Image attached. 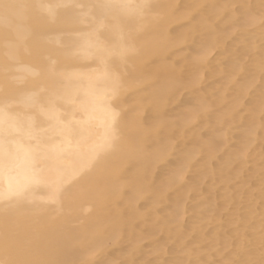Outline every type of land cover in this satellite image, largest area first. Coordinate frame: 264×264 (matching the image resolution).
Segmentation results:
<instances>
[{"label":"bare ground","instance_id":"1","mask_svg":"<svg viewBox=\"0 0 264 264\" xmlns=\"http://www.w3.org/2000/svg\"><path fill=\"white\" fill-rule=\"evenodd\" d=\"M4 4L0 8V261L56 264L78 260L94 245L106 261L131 260L132 253L144 251L142 243L151 232L176 239V255L188 252L190 259L198 257L195 263L212 262L210 254L204 258V251L197 250L206 240H211V247L225 245V228L235 221L215 223L214 236H209L202 227L215 221L199 209L204 216L200 220L207 224L196 221L195 215L187 225L186 193L197 182L183 181L202 155L201 170L228 181L235 159L246 161L245 144L261 127L264 48H257L256 37L263 38L264 25L259 32L247 31L261 22L259 0H4ZM236 28L244 30L238 42H248L241 51L260 52L251 58L247 71L243 61L251 52L246 56L237 44L225 48L229 30ZM216 49L221 53L212 61ZM223 52L233 53L225 58L227 63ZM210 65L208 77L225 74L232 95L227 85L216 92L202 90L203 70ZM243 71L246 79L240 76V82L237 76ZM260 78L261 94L252 95L249 116L245 115L250 121L243 129L248 130L240 132L247 143L211 167L219 146L227 141V130L242 119V101ZM184 90L193 97L190 105L179 104ZM196 123L206 134L193 131ZM114 132L122 141L117 153L109 149ZM177 138L183 148L179 144L178 148ZM101 187L107 209L98 215ZM237 195L231 196L232 202L240 204ZM261 195V203L244 202L243 229L232 227L231 238L240 240V261L247 264H264V191ZM203 199L192 207L208 203ZM101 217L108 224L104 230L97 228ZM251 222L253 231L245 228ZM124 243L129 245L126 251ZM224 254L222 261L235 257Z\"/></svg>","mask_w":264,"mask_h":264},{"label":"rangeland","instance_id":"2","mask_svg":"<svg viewBox=\"0 0 264 264\" xmlns=\"http://www.w3.org/2000/svg\"><path fill=\"white\" fill-rule=\"evenodd\" d=\"M255 0H253V2H254ZM225 15H226V13H225ZM226 17H227V15H226ZM226 17H225V19H226ZM260 24H257L254 28H252V27H249V29H247V31H249V34H252V31H253V33H255L256 31H260L261 30V28H262V26L264 25V23L263 22H259ZM263 24V25H262ZM261 26V27H260ZM260 27V28H259ZM255 28H256V30H255ZM263 28H264V26H263ZM234 30H236V32L234 31ZM241 30H243V29H240V28H236V29H233V30H229L230 31V35H229V37H228V39L225 41V45H227V46H225V48L228 50V48H230L231 46L233 47V48H235V47H237L238 46V48L240 49H242L243 47L245 48V46H246V44L248 43V42H244V41H242V42H238V41H241L240 39L242 38V36L240 35V34H242V33H244V32H241ZM232 31H234V32H232ZM244 31V30H243ZM231 32H232V34H231ZM246 34H248V32H246ZM243 35V34H242ZM259 37H261V35L260 36H258V37H256V40H257V45L258 44H260L259 45V47H257V48H259V49H263L264 47V35H262V37L263 38H259ZM261 39L260 41H258L259 39ZM235 41V42H234ZM238 42V43H237ZM243 42H244V44H243ZM259 42V43H258ZM227 43V44H226ZM235 43V45H233ZM236 44H237V46H236ZM243 45V47H241ZM263 45V46H262ZM232 47H231V49H232ZM255 49V50H257V52L254 50V52H253V50L252 51H249L248 53L247 52H245V53H243L244 52V49L241 51V49H240V51H241V53H243V54H249L250 52V54L246 57V59L244 58V61H243V66H245V69H244V71H247L246 70V66L248 67L249 66V62H250V60H251V58H254V57H256L257 55H258V53H260L258 50L259 49ZM225 49V51H227ZM185 50V49H184ZM183 50V51H184ZM187 50V49H186ZM182 51V52H183ZM188 51V50H187ZM187 51H184V52H187ZM253 52V53H252ZM256 52V53H255ZM220 53H221V51H220V49H216L212 54H211V56H210V60H212V61H214V60H216V58H218L219 57V55H220ZM224 53V55L226 56H224L223 54H221L222 56L221 57H223L224 59L225 58H227L228 59V57H231L232 55H233V53H229V54H227L228 52H223ZM239 53V52H238ZM240 53V54H241ZM227 54V55H226ZM232 54V55H231ZM229 55V56H228ZM222 58V59H223ZM224 59L222 60L223 62V64H225L224 63ZM227 59H225V62L227 63ZM209 68H211V65H210V67H207V68H205L203 71H204V73L206 72V74L204 75L205 77H203L204 79H202V81H201V85H200V87H202L201 89L202 90H208V91H213V92H216V88L217 87H220V86H225V85H227V82H225V81H227L226 79H225V74H222V75H220V74H218V75H211V73L209 74V75H211V76H213V77H208V72L207 71H209ZM207 69V70H206ZM183 71H185V74L186 73H189V72H186V69L184 70L183 69ZM243 71V73H244V75H243V73H242V75L240 74V75H238L237 77V79L241 82L242 80V78H244V79H246L245 77V72ZM240 76H242L241 77V79H240ZM224 77V79H222ZM236 79V80H237ZM243 81H245V80H243ZM262 78H260V79H258V82L257 83H255V85H253L254 86V88H252V89H254V90H251V92H250V94L247 96V97H245L244 99L246 100H243L242 102H244L245 103V105L243 104V107H242V110H240L241 111V120L240 121H238V122H236L235 124H233V125H231V128H229L228 130L230 131V130H232L233 128V130L229 133V131L227 130V132H228V135H227V141H225L226 143L224 144H221V147L219 146V150L217 151V154H216V158H214V159H216V160H212V162H211V164H210V166L211 167H216V162L217 161H222V159L223 158H226L227 157V155H228V153L230 152V153H233V151H237V150H239V149H241V148H243L244 147V145H243V147H242V142H244L243 144H245V143H247L246 142V140L245 139H242V137H241V133L240 132H243V131H245V130H248V129H243V128H245L244 127V125H245V123H248L250 120H249V118L247 117V116H249V115H247V114H249V111H248V108H251L252 106L250 105V102H252V101H250V100H252L253 99V96L252 95H256V94H261V91H260V89L262 90V87H261V84H262ZM225 83V84H224ZM261 83V84H260ZM224 84V85H223ZM257 85V86H256ZM252 86V87H253ZM227 89H230L231 87V90H228L229 91V93L231 94L233 91H232V89H233V86H232V84L229 86V85H227ZM260 87V88H259ZM259 90V91H258ZM186 90H184L182 93H181V96H180V103L179 104H181L182 105V103L181 102H183V105H186L187 103H191V101H192V99H193V97H192V95H190V93L188 92V91H186ZM227 91V92H228ZM188 92V93H187ZM229 93H227V95L229 94ZM183 94V95H182ZM226 94V93H225ZM232 95V94H231ZM230 95V96H231ZM252 98V99H251ZM248 101H249V103H248ZM246 103H248V104H246ZM187 105H190V104H187ZM247 105V106H246ZM249 105H250V107H249ZM173 106H175V105H173ZM244 106H246L247 108H244ZM217 109H216V108ZM212 108H214V109H212ZM211 109L212 110H215L216 109V111H218V109H219V107H217V106H213ZM246 109V110H245ZM211 110V111H212ZM175 111V110H174ZM215 111V112H216ZM242 111H244V113H242ZM247 111V112H246ZM212 112H214V111H212ZM214 112V113H215ZM264 113V110H263V112H261V114H260V118H259V120H260V122H264V117H261V116H264V115H262ZM243 115V116H242ZM245 115H247V116H245ZM247 119H246V118ZM263 122H262V124H263ZM199 123H201V122H199ZM199 123H196L197 124V126H198V124ZM240 123H242V124H240ZM261 124V127H259V130H256L255 129V131L257 132V134L254 132L253 134H251V137H256L255 139H254V137H253V139L250 137V139H248V140H252V142L251 141H249L248 143H249V146H248V143L247 144H245V146L246 147H244V148H247V149H245V151H246V158H245V162L244 161H242L241 162V160L239 159H235V160H237V161H234V162H236V163H234L233 165H232V169H231V171L233 172H230L229 174H227L226 176L229 178L228 179V181H229V183H228V181L226 180L225 182L224 181H222V180H220V178L218 177V176H214V175H212L211 174V171H209V170H201L202 168H200L201 166H198L199 164L201 165V164H203V163H205V160H204V155H202V156H197L196 157V159L194 160V162H193V166H194V163H197V166H196V164H195V166L196 167H194L193 168V170H189V172L186 174V176H185V181H183V184L184 183H186V182H191L192 184L195 182H197V184H193L194 186V189L192 190V191H189L188 193H186L187 195H186V198L187 199H185V208H186V211H185V214L186 215H184V221H186L187 223V225H190L189 223H188V221H190V219H191V221L193 220V221H198V222H201V223H206L207 224V221L206 220H200L201 219V217H209L210 218V220H212V221H215V222H213L212 224H210V225H206V226H203L202 228L204 229L203 230V232L206 230V232H204V233H206V234H208L209 236H214V229H215V225L216 224H220V223H225V224H229V222H228V220H233L232 222H234L235 221V225L234 224H229L231 227L229 228V227H226L225 229V232L227 233V234H225V237L227 236H230L228 239H227V237L225 238V245H224V242H223V244L222 243H220V245L218 244V245H216V247L215 246H212L211 247V245H210V241L211 240H206L204 243H203V245L201 246L200 245V247H199V249L197 250L198 252H205V254H204V252H203V255L202 256H204V258L206 257V256H208V254H210L208 257H210L211 259H212V264H221V262H222V260H221V258H222V255L224 254V255H228L231 251H233V252H231L230 254H232V255H230L229 254V256H233L234 257V259H231L232 261H234V260H238V261H240L241 260V258H242V256H243V254H241V250H239L238 248L240 247L239 245H238V241L240 242V240L239 239H236V237L234 238L233 237V239L231 238V233H232V229L234 228V226H235V228L236 229H239V228H241V229H239V231L240 230H242L243 228H242V226L244 227V225H245V223L243 224V222L245 221V220H242V219H244L243 217L246 215L245 214V209H244V202H247L248 200H251L252 202H257V203H261V201H262V198H261V196H263V195H261V194H263V191H264V179H263V177H264V127H263V125ZM200 124H199V126L198 127H195V129H193V131H201V132H203L204 134H206V132H205V129L203 130V129H200ZM233 127V128H232ZM241 127V128H240ZM243 131H242V130ZM234 131H236V132H234ZM238 132V133H237ZM236 133V134H235ZM240 133V135L239 136H237V134H239ZM262 133V134H261ZM254 134H256V135H254ZM231 135V136H230ZM253 135V136H252ZM262 135V136H261ZM236 136V137H235ZM262 138H261V137ZM231 137L233 138V139H231ZM239 137V138H238ZM241 137V138H240ZM179 138H181V139H183L182 137H179ZM179 138H177L176 139V143H177V145L179 144L182 148H183V145H184V143H186L185 145H188V143L189 142H187L186 140H185V142H184V139H183V141L181 140V139H179ZM230 138V139H229ZM236 138V139H235ZM261 138V139H260ZM179 139V141H177ZM259 139V140H258ZM229 140H231V141H229ZM245 140V141H244ZM254 140V141H253ZM181 141L183 142V145H182V143H181ZM233 141V142H232ZM232 142V143H231ZM236 142V143H235ZM181 143V144H180ZM236 144V146H235V144ZM252 144V145H251ZM178 145V148L180 147ZM230 146H232V147H230ZM234 146V147H233ZM239 146V148H237ZM240 146H241V148H240ZM186 146H184V148H185ZM229 147V148H228ZM232 148V149H231ZM231 149V150H230ZM220 153V154H219ZM225 153V154H224ZM222 155V156H221ZM221 156V157H220ZM248 156V157H247ZM202 158V159H201ZM258 158V159H257ZM250 159V160H249ZM204 160V161H203ZM253 160V161H252ZM255 160V161H254ZM216 161V162H215ZM258 161H259V163H258ZM249 162V163H248ZM256 162V163H255ZM263 162V163H262ZM245 163H247V164H245ZM239 164V165H238ZM244 164V165H243ZM171 165V164H170ZM258 165V166H257ZM172 166V165H171ZM261 167V168H260ZM235 168V169H234ZM194 169H195V173H194ZM198 170V172H196ZM235 171V172H234ZM201 172H203V173H201ZM204 172H206V173H204ZM239 172V173H238ZM208 173V174H207ZM206 176H205V175ZM237 176H236V175ZM192 175V176H191ZM195 175V176H194ZM202 175V176H201ZM205 177H204V176ZM210 175H212V176H210ZM197 176V177H196ZM200 176V177H199ZM187 177V178H186ZM203 179H202V178ZM207 177V178H206ZM218 177V178H217ZM190 178H192V179H190ZM196 178V179H195ZM198 178H199V180H198ZM208 178H210V179H208ZM213 178V179H212ZM205 179V180H204ZM218 179V180H217ZM187 180V181H186ZM204 180V181H203ZM248 180V181H247ZM192 181H194V182H192ZM211 181H214V182H211ZM218 181H220V183L218 182ZM221 181H222V183L224 184L225 183V185H223L222 183H221ZM245 181H247V182H245ZM250 181V182H249ZM218 182V183H217ZM217 183V184H216ZM228 183V184H227ZM200 184V187L199 186H197V185H199ZM212 184V185H211ZM205 185H207L206 187L207 188H205ZM208 185H210V186H208ZM214 185V186H213ZM216 185V186H215ZM197 186V188H195ZM199 187V188H198ZM210 187H211V189H213L212 191H211V193H209L208 192V190L210 191L211 189H210ZM250 187H251V189H250ZM262 187V188H261ZM235 188H237V189H235ZM257 188H258V190H257ZM197 189V190H196ZM206 189H207V191H206ZM253 189V190H252ZM233 190V191H232ZM235 190V191H234ZM236 190H238V191H236ZM228 191H229V193H228ZM193 192V193H192ZM215 192V193H214ZM226 192V193H225ZM234 192H237V194L236 193H233ZM249 192H251V193H253L252 195H251V193H249ZM262 192V193H261ZM206 195H205V194ZM212 193H214V194H212ZM198 194V195H197ZM227 194V195H226ZM228 194H230V195H228ZM197 195V196H196ZM201 195V196H200ZM215 197H214V196ZM225 195H226V197H225ZM235 195H237L238 197H239V195H240V197L239 198H242V201H241V203L240 204H237V203H234V202H232L233 200H232V197ZM250 195H251V197L252 198H250L249 199V197H250ZM212 197V198H209V197ZM223 196V197H222ZM232 196V197H231ZM204 197V199H203V201L204 200H207L208 198H209V201L207 200V202L209 203H206V201L203 203V204H205V205H203L202 204V207L200 206V207H198V208H195V209H197L196 210V212H195V214H194V211H195V209L192 207V206H194V202H196L197 200H202V198ZM205 197H207V199L205 198ZM214 197V198H213ZM194 198V200H192ZM198 198V199H197ZM200 198V199H199ZM219 198V199H218ZM224 198H226V199H228V201L227 200H224ZM229 198L231 199V201H229ZM244 198V199H243ZM210 199H212V200H210ZM216 199V200H215ZM223 199V200H222ZM253 199V200H252ZM255 199V200H254ZM190 200V201H189ZM244 200V201H243ZM258 200V201H257ZM212 203H214V204H217L218 206H220V205H222V204H224L223 202L225 201V205L226 206H224V205H222V206H224L225 208H219L217 205H215V207H218V208H214L213 206H214V204H212L211 205V202ZM216 201V202H215ZM220 201L222 202V204H220ZM228 202V203H227ZM207 204H208V206H207ZM259 205V204H258ZM258 205H256L257 207H258ZM255 206V208L256 209H258L257 207ZM189 207V208H188ZM193 209H192V208ZM227 207V208H226ZM239 207H240V209H239ZM213 208V209H212ZM242 208V209H241ZM192 209V210H191ZM202 211V215H204V216H202V215H200L199 213H200V210ZM212 209V211H210V210ZM221 209L223 210V211H221ZM204 210H206V212H204ZM209 210V211H208ZM220 210V211H219ZM231 210V211H230ZM243 210V211H242ZM187 212V213H186ZM198 212V214H196ZM230 212V213H229ZM236 212H237V214H236ZM233 214H236V216L235 215H233ZM240 214V215H239ZM242 214V215H241ZM197 216V218L196 217H194V216ZM233 215V216H232ZM237 215H238V217L239 218H236L237 217ZM201 216V217H200ZM213 216L215 217L214 218V220H213ZM192 217V218H191ZM196 218L195 220H194V218ZM198 217H200V218H198ZM217 217V218H216ZM202 219H204V218H202ZM219 219V220H218ZM228 219V220H227ZM239 220V221H238ZM203 221V222H202ZM205 221V222H204ZM241 221V222H240ZM243 221V222H242ZM252 221V220H251ZM216 223V224H215ZM243 224V225H242ZM251 224H252V222L250 223V225L248 224V227H246L245 226V228L247 229V230H250V231H253V227L251 226ZM187 225H184L185 227H187ZM233 227V228H232ZM187 229V228H186ZM235 229V230H236ZM234 230V229H233ZM245 230V229H244ZM148 234L146 235V238H145V240L143 241V243H142V245H143V249H144V251L143 252H134V253H132V256L134 257L133 259L131 258V260L132 261H135L136 262V264H141V262H144V264H157V262L158 261H160V260H163V261H165L166 262V264H167V262L168 261H176L178 264L180 263V264H191V262H192V264H196L195 263V260H197L198 259V257L197 256H195V255H193L191 258L192 259H190V256L188 257L186 254H188V252H186L185 253V255H184V253H180V254H177L176 255V251H175V249H178L179 247H177L178 246V242H177V240L176 239H166L165 237H166V235H164V233L162 234V233H157V234H155V235H153L151 232H147ZM224 234V233H223ZM264 235V234H263ZM232 239V240H231ZM158 240V241H157ZM229 240H231V241H229ZM165 244H164V243ZM163 244V245H159V244ZM168 243V244H167ZM244 244H245V242H243ZM155 245L156 246H161L159 249L156 247V249H155ZM167 245V246H166ZM191 244H187V246H190ZM224 245V246H223ZM229 246L228 248L226 247L225 248V246ZM218 246V247H217ZM223 246V247H222ZM123 248H124V250L126 251V250H128L129 249V245H128V243H124L123 244ZM222 248V249H221ZM225 248V249H224ZM157 249H158V251H157ZM223 250V251H222ZM260 250H263V248L262 249H260ZM163 251V252H162ZM219 251H221V252H219ZM166 252V253H165ZM190 252H192V250L190 251ZM224 252V253H223ZM163 253V254H162ZM175 253V254H174ZM219 253V254H218ZM183 254V256H181ZM202 254V253H201ZM222 254V255H221ZM189 255V254H188ZM221 255V256H220ZM176 256V257H175ZM182 257V259L184 258V260H182L181 259V257ZM195 256V257H194ZM212 256V257H211ZM98 257V261L100 260V262H103V263H105L106 262V257H102V256H100V255H96V258ZM115 256H113V258H114ZM177 257H179V258H177ZM186 257V258H185ZM260 259L262 258V257H259ZM125 259V258H124ZM176 259V260H175ZM125 260H127V259H125ZM192 260V261H191ZM220 260V261H219ZM230 260V261H231ZM96 261H97V259H96ZM98 261H97V263H98ZM194 261V262H193ZM261 262V261H260Z\"/></svg>","mask_w":264,"mask_h":264},{"label":"clouds","instance_id":"3","mask_svg":"<svg viewBox=\"0 0 264 264\" xmlns=\"http://www.w3.org/2000/svg\"><path fill=\"white\" fill-rule=\"evenodd\" d=\"M5 7L4 0H0V8ZM259 8H260V20L261 22H264V0H259ZM122 146L121 137L118 132H114L111 144L109 146V149L113 153H117L120 151ZM103 164H101L102 166ZM97 209H98V215L103 213L107 209V203L104 197V189L101 187L100 189V199L97 201ZM80 226H82V222L79 221ZM108 227L107 222L101 217L100 223L97 225V228L99 230H104ZM100 247L98 245H94L91 250L86 251L82 257L78 260H69L64 262H56V264H96L95 256L98 254ZM0 264H3L2 261H0ZM105 264H136L135 261L132 260H125V259H113L106 261ZM141 264H144V262H141ZM157 264H166L165 261L160 260L157 262ZM167 264H177L176 261H168ZM197 264H212L211 261H200L197 262ZM221 264H247L245 261H222Z\"/></svg>","mask_w":264,"mask_h":264}]
</instances>
